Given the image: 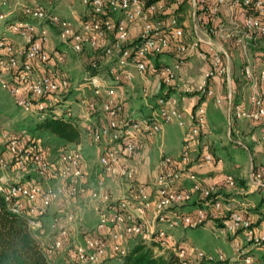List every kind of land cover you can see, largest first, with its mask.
Wrapping results in <instances>:
<instances>
[{
  "label": "built area",
  "instance_id": "2783aa9c",
  "mask_svg": "<svg viewBox=\"0 0 264 264\" xmlns=\"http://www.w3.org/2000/svg\"><path fill=\"white\" fill-rule=\"evenodd\" d=\"M13 1L0 0V27L7 30L0 35L1 88L13 97L14 104L23 114L41 119L48 116L49 107L57 111L54 118L74 115L72 102L64 98L72 92L82 93L80 117L88 123L91 140L96 144L109 142L111 145L98 160L102 176L128 182L127 192L120 198L106 190L103 179L98 182L99 189L92 190V199L103 208L95 233L85 235V247L71 253L70 258L75 264L121 261L128 253L125 242L136 236L154 243L158 254L169 251L174 256L171 264L226 261L227 264H254L252 253L264 248V235L259 234L251 220L241 213L231 211L224 215L217 187L201 184L195 174L186 170L199 138L213 133L207 125L205 108L199 106L189 114L190 125L179 156L182 169L177 168L174 158L162 153L154 187L156 199H153V191L149 185L137 180V169L128 161L137 153L139 138H155L165 125L173 122L184 126V118L164 96L151 100L148 117L132 116L125 107V87L133 80L129 69L134 68L146 80L141 94L148 101L151 98L149 72L166 87H176L179 71L191 55L196 54L208 57L209 67L196 86L180 87L182 96L196 94L202 98H215L213 79L226 78L230 70V52L226 44L233 40L236 46L243 45L247 52L264 41V0H81L86 15L78 28L71 20L47 9L40 0H29L27 4ZM224 9L240 11L242 20L231 19L230 25H224L220 21ZM184 12L192 20L190 32L186 30ZM47 27L53 28L60 41L74 54L81 56L90 49L98 51L107 62L92 63V71H86L83 80L75 86L66 75L51 74L48 70L52 61L63 64L66 58L63 53L52 58L44 48L49 40ZM9 35H16L22 43L16 45ZM166 55L171 56V61L155 63ZM256 65L252 60L244 67V76L250 85V109L236 104L231 105L230 110L237 119L257 123L264 139V70L256 71ZM38 67H44L43 75H38ZM94 114L101 118L99 127L93 123ZM2 141L7 143L18 171L35 172L58 182L53 187L18 181L6 188L0 185V195L9 210L26 216L30 229L41 227L42 218L53 205L71 202L85 192L81 144L63 147L54 165L45 147L29 139L26 132L1 134L0 143ZM216 162L219 160L209 143H203L196 167L203 169ZM0 165L4 169L8 167V162L1 156ZM183 168L193 182L190 191L175 190ZM255 172L251 185L264 190V167ZM225 184L236 187V178L227 175ZM195 196L210 210L198 208L193 215L167 218L169 210L191 202ZM151 211L156 224L152 232L148 228ZM62 215V208H58L52 219V228L58 236L47 250L44 248L47 256L63 247L68 229L61 221ZM75 218L74 214H67V222ZM214 219H220L225 232L233 237L234 256L229 260L220 252L181 246L168 234V230L196 229ZM238 232H242L241 238Z\"/></svg>",
  "mask_w": 264,
  "mask_h": 264
},
{
  "label": "crops",
  "instance_id": "0c3cea01",
  "mask_svg": "<svg viewBox=\"0 0 264 264\" xmlns=\"http://www.w3.org/2000/svg\"><path fill=\"white\" fill-rule=\"evenodd\" d=\"M69 1L70 7L69 5L67 6L66 3H58V5L59 7L62 6L61 11L63 17L71 20L78 28L80 26V22L85 19L86 9L82 5L83 9L81 8L80 12H78V10L71 11V5L76 7L79 1ZM65 5L70 8V10L68 8V10L65 9ZM183 14L186 30L187 32H190L192 20L187 12H184ZM242 18L243 15L240 11L224 9L221 11L220 21L224 25H230L232 21L231 19L240 22ZM57 38L59 41L58 44L55 45L50 42L49 37L48 42L44 45V48L51 57L55 58L59 54L63 53L66 58L67 53L74 54L60 41L59 37ZM226 46L230 52V70L226 78L216 77L213 79L212 87L215 91V98H202L196 95H189L183 98L182 92L180 91V87L185 85L196 86L200 82L203 74L209 67L208 57H201L196 54H192L185 66L178 73L176 87L171 88V90H168V87H166L160 79L155 77L152 72H149L147 79L149 81L148 84L151 98L148 101H145L141 94L142 86L145 84L146 80L140 76L134 68L129 69L130 73L133 75V80L125 87V107L128 113L137 118L145 116L148 117L150 114V108L148 105L152 103V98L164 96L167 98L170 106L181 112L184 118V126H180L177 122H173L165 125L161 133L155 138H139L137 142V153L131 160L128 161V163H131L136 167L137 180L141 183L149 185L150 191H153L152 197L153 199H156L154 187L157 176L159 175V162L162 153L174 158V160L177 161L176 164H178L177 168L182 169L181 164H179V156L185 134L190 125V121L188 119L189 114L195 111V109L199 106L204 107L206 110L207 125L213 133L209 137L199 138L198 142L193 147L190 165L186 170L195 174L197 180L201 184L205 186L213 185L217 187L222 201V212L224 215L231 211L239 212L257 225L255 228L259 234L264 235V190L261 191L251 185L253 173L264 167V139L257 123L247 119H237L231 114L230 110L231 105L236 104H239L246 109H250L249 96L251 92L249 82L244 76V67L248 61L253 60L257 63L256 71L264 70V41H261L257 48H251L247 52L244 50L243 45L236 46L233 40L228 42ZM86 53L89 55L92 51L88 49ZM85 59H87V57L83 54L81 55V60H79V62H82L83 65ZM161 61L162 63H167L168 61H171V56L166 55L160 60L157 59L155 63L159 64ZM64 63L58 64L57 62L52 61L50 71L52 72L55 70L56 72H60L62 69V71H64V75L68 77L65 72L69 70V68H67L68 66H64ZM40 70L43 75L44 67H41ZM217 99L220 100L219 103L217 102ZM98 117H100L99 114L93 117V123L99 121ZM100 123L101 122L98 124ZM205 142L209 143L213 155L217 160H219V162H216L213 166L201 169L196 167V162L202 152V145ZM83 144L84 142L82 139L81 145L83 146ZM99 168L101 169L98 159L96 162L95 160L92 161L89 154L85 153V156H83V169L87 177L85 181V183H87L85 186L87 189L97 187L98 182L101 179L107 178L102 176L101 173L96 175L97 172L100 171ZM186 170L183 168L182 178L176 185L175 190H191L193 182L188 178ZM227 175H233L237 179L236 187H229L225 184V178ZM115 189L116 188H113V186L112 188L106 187V190L110 193L120 192V190ZM88 193L89 190H87L86 194L82 196V199L84 197H88ZM57 206H61V209L63 208L62 206H64V203L60 202L57 205L55 204L50 208V210L53 208L56 209ZM198 208H206L208 211L210 210V208L206 207L202 201L195 196L191 202L169 210L167 218L171 220L176 216L186 214L193 215ZM96 209L97 208H94L93 205L88 204L86 205V211L84 212L88 215H93L97 213ZM81 215L83 216V214ZM148 219V228L149 231L152 232L156 229L152 211L148 213ZM70 228H72V226ZM216 231L219 232V234L224 232V237H222V244L214 248V241H211L210 239L221 238L216 237V233H213ZM84 232L85 231H83V233ZM168 232L172 241L180 244L181 246L188 248L195 247L211 253H228L226 257L229 258L234 256L233 237L231 234L225 232L221 220H208L206 225L201 228L199 227L188 230L176 229L168 230ZM210 232L214 234L215 237H213L214 235L212 236ZM238 236L239 238L242 237L241 235ZM257 251H259L257 252L259 256H256V258L259 260L264 259V248L258 249ZM110 263L120 264L121 261L110 262V260H107L102 264Z\"/></svg>",
  "mask_w": 264,
  "mask_h": 264
},
{
  "label": "rangeland",
  "instance_id": "374dc122",
  "mask_svg": "<svg viewBox=\"0 0 264 264\" xmlns=\"http://www.w3.org/2000/svg\"><path fill=\"white\" fill-rule=\"evenodd\" d=\"M20 2V3H29V0H14L13 2ZM44 6L49 9L50 11L53 12H57L58 14L62 15V11H61V7H59L58 3H66V5L70 7V1L69 0H40ZM79 3L78 5H76V7L74 5H71L72 10H78V12L81 11L82 4H81V0H78ZM65 5V6H66ZM66 6L65 9H67L68 7ZM70 10V8H68ZM67 9V10H68ZM70 12V11H69ZM48 29V27H47ZM7 30H4V28L0 27V35L7 33ZM49 32V37H50V42H52L53 44H58V35L57 32L49 27L48 29ZM12 35V34H11ZM11 39L13 41V43H15L16 45L21 44L22 41L16 36L13 35L11 36ZM80 58V59H79ZM79 60H81V56H76L72 53H67L66 56V61L64 63V66H68L67 68H69V70H67L65 73L68 75V78L70 80V82L73 84L72 86H75L76 84L80 83L83 80L84 77V69H85V65L83 62L80 63ZM104 62L105 61L104 59ZM160 64V63H159ZM61 73L64 74V71H62L61 69ZM62 75V74H60ZM72 94V95H71ZM70 95L66 96L64 98V100H68L72 102V108H73V114L76 115L75 120L79 123V125L81 126V131H82V135H83V156H85L86 154H89V157L92 161L100 158L101 154H103V152L105 151V148L108 146H111L109 144V142H107L106 144H96L95 142H93L89 136V133L87 131V125L88 123L80 118V106H82V103H80V101L83 99V94L79 93V92H72ZM86 95H88V93L86 92ZM80 103V106H79ZM79 106V107H78ZM128 112V111H127ZM146 117V116H145ZM142 117V118H145ZM37 117L35 116H30V115H25L22 113V111L14 104V100L13 97L3 88H1L0 86V136L1 134H13V133H20V132H26L27 136L29 137V139L32 137L33 139H36L37 142H39L40 144L43 145V147H45V149L48 151V158L50 160V162L52 164H56L57 162V157L59 155V152L63 149V147H65L68 144H65L59 140H56L54 138H51L50 136L47 135H42V136H38L36 134H34L33 132V127L36 125V122L38 121L36 119ZM99 121H95L96 126L99 127V122H102L100 120V117H98ZM3 140V139H2ZM0 156H4V158H6L8 160V167L6 169L1 168L2 166L0 165V185L4 188L8 187L9 185L15 183V182H25L28 184H40L44 187H53L58 185V182H56V180H52V179H48V178H44L41 177L40 175H38L35 172H20L17 170V167L15 166V163L12 162L11 156L9 155V151H8V146L7 143L5 144V141H2L0 143ZM256 168V167H254ZM96 170V169H95ZM100 171L97 172L96 175H98L99 173L102 174V170L99 168ZM254 172V171H253ZM87 178V177H86ZM2 179V180H1ZM104 183H105V188H116L115 190H120L119 193L113 192V196L115 198H120L122 196L125 195V193L127 192V184L128 182H126L124 179H120V178H112L107 176V178H103ZM86 181V180H85ZM85 181L82 183L83 188L85 189V192L80 195L78 198H76L75 200L65 203L64 202V206H62V210H63V215L61 216V221L63 224L67 225V236L64 238L63 240V247L60 251H56L50 255H48V259L50 264H75V262L73 261V259L70 258L71 253L76 249H82L84 248V236L87 234H94L95 233V228L98 224V217H99V212L100 210L103 208V206L94 201L91 197V193L92 190H98V185L97 187L93 188V189H87ZM112 185V186H111ZM87 190H89L88 193V197H84L82 199V196L84 194H86ZM111 190V189H110ZM109 190V191H110ZM79 199V200H78ZM91 204L94 206V208H97L96 210V214L93 215H88L87 213H85L84 211H86V205ZM60 208L57 206V208H53L51 209L48 214L45 216V218H42V225L39 229L33 230L31 229V231L34 234L35 239L39 242L41 248L44 250V248L47 250V248L49 246H51L55 239L58 236V233L56 231V229L52 228V219L54 217H56L57 215V209ZM71 213L74 214V216L76 217L74 219V221L72 222H67V214ZM83 214V216L81 215ZM73 216V215H72ZM89 216V217H88ZM88 217V218H87ZM78 223V224H77ZM84 224V225H82ZM72 226V228H70ZM205 226V225H204ZM203 227V226H202ZM201 228V227H200ZM83 231H85V234L83 233ZM209 233V232H208ZM216 233V237L220 238V239H213L211 238V241H214L213 247H217L218 245L222 244V237H224V232H221L222 234H219V232H213ZM218 233V234H217ZM210 234L213 236L214 234H212L210 232ZM215 237V235L213 236ZM142 240V237L140 236H136V237H131L128 238L127 243L125 242V247L126 249H131L132 245L138 241V240ZM148 244H151L150 242H148ZM154 247V246H153ZM155 252L158 254L159 251H157V247L155 246L154 248ZM257 250H254V254L255 256H259L257 254ZM73 254V253H72ZM166 257H168L169 255H171V253L167 250L164 251L163 253ZM225 256L228 255V253H224ZM228 260L231 259L229 257H226ZM115 261V260H112ZM111 262V260H110ZM113 264V263H110ZM215 264H223V263H215Z\"/></svg>",
  "mask_w": 264,
  "mask_h": 264
},
{
  "label": "trees",
  "instance_id": "16d2710c",
  "mask_svg": "<svg viewBox=\"0 0 264 264\" xmlns=\"http://www.w3.org/2000/svg\"><path fill=\"white\" fill-rule=\"evenodd\" d=\"M91 51L92 53L89 55L86 52L83 53L84 56L86 55L87 57L84 62L85 71H92V63L96 62L98 65H101L104 61V58L98 53V51ZM38 68L37 73L38 75H41V67ZM48 71L50 72V70ZM60 72L54 70L51 74H60ZM171 88H173V86L168 87V90H171ZM154 99L155 98H152V101ZM52 110L54 111L53 108H48L49 112L46 118H36L38 121L32 129L34 131L33 133L38 136H50L51 138L68 144L66 146L81 144L83 135L81 126L75 120L76 115L54 118L55 113ZM95 115L98 114H94L92 117ZM32 140L37 141L33 138ZM11 159L13 162L12 157ZM6 161L8 162L7 159ZM260 190L263 191V189ZM214 220L217 221L220 219ZM252 226L255 228L257 225L252 222ZM238 234L242 235V232H238ZM154 248V243L148 244L144 239H140L132 245L131 249L128 250L127 255L123 257L120 264H171L174 262V256L172 254L166 257L164 254H157ZM252 256L254 264H264V259H257L254 252L252 253ZM227 262L228 261L223 264H227ZM0 264H50L48 256L41 248L39 242L35 239L33 232L29 228L26 216H19L12 213L9 210L5 199L1 195Z\"/></svg>",
  "mask_w": 264,
  "mask_h": 264
}]
</instances>
